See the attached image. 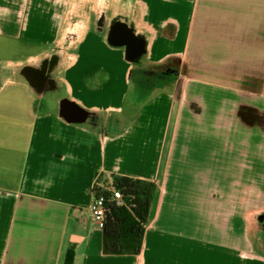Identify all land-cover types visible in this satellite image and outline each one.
Segmentation results:
<instances>
[{
  "label": "crops",
  "instance_id": "obj_1",
  "mask_svg": "<svg viewBox=\"0 0 264 264\" xmlns=\"http://www.w3.org/2000/svg\"><path fill=\"white\" fill-rule=\"evenodd\" d=\"M6 1L0 36L36 49L0 60V264H63L68 250L71 264H264L241 213L243 187L264 198V0L111 1L80 8L65 36L46 0ZM115 21L144 41L143 64L178 70L148 100L107 41ZM102 173L156 183L138 255L102 253Z\"/></svg>",
  "mask_w": 264,
  "mask_h": 264
},
{
  "label": "trees",
  "instance_id": "obj_2",
  "mask_svg": "<svg viewBox=\"0 0 264 264\" xmlns=\"http://www.w3.org/2000/svg\"><path fill=\"white\" fill-rule=\"evenodd\" d=\"M153 181L116 174H100L92 191L93 197L104 198L102 253L104 255H138L149 219L151 202L156 193ZM115 192L119 198H113ZM68 250L63 264H71Z\"/></svg>",
  "mask_w": 264,
  "mask_h": 264
},
{
  "label": "rangeland",
  "instance_id": "obj_3",
  "mask_svg": "<svg viewBox=\"0 0 264 264\" xmlns=\"http://www.w3.org/2000/svg\"><path fill=\"white\" fill-rule=\"evenodd\" d=\"M7 1L5 2V4H3L4 8L10 5L9 4L10 1L9 2ZM111 1L117 2V0H46L45 2L48 5V9L46 8V12L49 13V17L51 13L55 15L53 16L52 22L55 23V25L58 22V25L60 26L62 32L61 34L65 36L66 35L65 32L67 31L66 30L67 25L69 27L68 29L70 30L73 29L75 25H79L76 21L80 20L79 16L77 17V15L81 13L79 11L80 8L83 10L82 12L94 15L95 13L89 11L90 7L95 6L96 9H98L99 11L100 10L106 11L107 5H109ZM25 2H27V0H18L19 7L23 5L25 9L26 7ZM63 3H66L64 7L61 6V4ZM81 4L84 6L82 7ZM132 6H134V4ZM66 10L68 11L67 16L61 18L58 15H56V13L65 14ZM6 11L8 13L9 10ZM6 11H3V13L1 12L0 14V27L2 26L1 27L2 29L4 28L5 24L7 25L9 24L8 22H10V18H11L9 14H6ZM28 12H29V8H28ZM29 16L30 15L28 14L26 17L28 18ZM26 17H24L23 14L19 15L18 17V21L19 22L23 21L24 26H26L25 24ZM33 19L31 17V20L36 23V20H38V18H36V14L34 15ZM30 44L31 43H24V41H22L21 39H17L14 37L0 36V60L17 59L22 54H24L25 51H29L30 49L32 50L36 49L35 47H32ZM163 51L164 50L161 48V51L158 52V56H160ZM144 59L145 56L144 58L142 57L140 60H137L134 63V69H133L134 79L137 78L136 72L138 69L147 68L149 70H158V68L161 66V65H153L148 63L143 64ZM18 79L20 80V78ZM134 79L132 80V84H131L132 87H134ZM1 83L2 82L0 81V84ZM169 86H170L169 83L158 81L156 85L150 88L148 87L146 88V90H141L137 85L136 91L137 92L140 91L141 93H143L142 96L146 98V100H148L157 90H159L160 88L164 89ZM56 96L57 95H50L49 93L46 94V98H51V97L56 98ZM248 189L252 190L250 187H248L247 189L243 187L242 190L243 193L241 195V201H242L241 213H242L243 227L248 231L247 242H245L244 244L245 246L246 245L248 246V249L252 247L257 249L258 251L264 252V234L260 231L262 227L260 217L261 216L264 217V198L263 197L261 198L260 195L252 194L251 191L250 192L247 191Z\"/></svg>",
  "mask_w": 264,
  "mask_h": 264
},
{
  "label": "water",
  "instance_id": "obj_4",
  "mask_svg": "<svg viewBox=\"0 0 264 264\" xmlns=\"http://www.w3.org/2000/svg\"><path fill=\"white\" fill-rule=\"evenodd\" d=\"M107 41L110 45L115 47H125L127 58L130 61L136 62L140 56L145 52V43L142 38L138 37L133 30L125 22H116L110 28L107 36ZM25 72V70H24ZM25 78L29 83L31 79L24 73ZM32 84V83H31ZM70 109L76 111L77 117H70ZM60 114L67 121H74L77 118L78 122L84 121L87 112L79 106L72 104L67 100H62L60 103ZM76 118V119H75Z\"/></svg>",
  "mask_w": 264,
  "mask_h": 264
},
{
  "label": "flooded vegetation",
  "instance_id": "obj_5",
  "mask_svg": "<svg viewBox=\"0 0 264 264\" xmlns=\"http://www.w3.org/2000/svg\"><path fill=\"white\" fill-rule=\"evenodd\" d=\"M117 21L113 22L111 27L116 23ZM137 78L136 82L137 85L141 90H146V88L153 87L156 85L158 81H166L170 79L173 76H176L178 73V70L173 64H166L162 65L158 68V70H144V69H138L137 70ZM261 221V232L264 234V217H260Z\"/></svg>",
  "mask_w": 264,
  "mask_h": 264
},
{
  "label": "built area",
  "instance_id": "obj_6",
  "mask_svg": "<svg viewBox=\"0 0 264 264\" xmlns=\"http://www.w3.org/2000/svg\"><path fill=\"white\" fill-rule=\"evenodd\" d=\"M119 193L115 192L113 194V198H119ZM104 198L102 195H98L97 197L93 198V201L90 206V212L92 216V220L94 224L99 228L102 229L104 223Z\"/></svg>",
  "mask_w": 264,
  "mask_h": 264
}]
</instances>
